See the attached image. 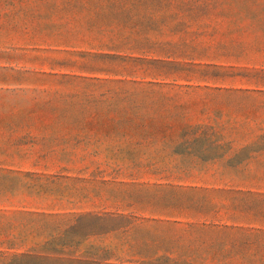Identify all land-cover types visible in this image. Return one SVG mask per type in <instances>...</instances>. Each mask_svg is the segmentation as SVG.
Here are the masks:
<instances>
[{
	"label": "rangeland",
	"instance_id": "obj_1",
	"mask_svg": "<svg viewBox=\"0 0 264 264\" xmlns=\"http://www.w3.org/2000/svg\"><path fill=\"white\" fill-rule=\"evenodd\" d=\"M0 264H264V0H0Z\"/></svg>",
	"mask_w": 264,
	"mask_h": 264
}]
</instances>
